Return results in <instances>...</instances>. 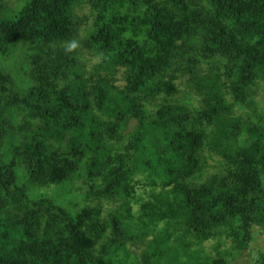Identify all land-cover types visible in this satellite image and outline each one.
Instances as JSON below:
<instances>
[{"label":"trees","instance_id":"16d2710c","mask_svg":"<svg viewBox=\"0 0 264 264\" xmlns=\"http://www.w3.org/2000/svg\"><path fill=\"white\" fill-rule=\"evenodd\" d=\"M257 86L264 0H0V264H230Z\"/></svg>","mask_w":264,"mask_h":264},{"label":"rangeland","instance_id":"374dc122","mask_svg":"<svg viewBox=\"0 0 264 264\" xmlns=\"http://www.w3.org/2000/svg\"><path fill=\"white\" fill-rule=\"evenodd\" d=\"M9 5L12 4L15 0H4ZM120 77V76H119ZM118 83L122 85L124 81L118 80ZM257 100L262 106L264 103V91L261 86H257ZM62 192L61 190L59 193ZM208 245H213V243H206ZM224 247H221V249ZM212 253L215 251L212 249ZM229 255L230 264H257L259 260H264V229L261 227H254L253 229V240L250 243V246L246 250H242L238 255Z\"/></svg>","mask_w":264,"mask_h":264}]
</instances>
